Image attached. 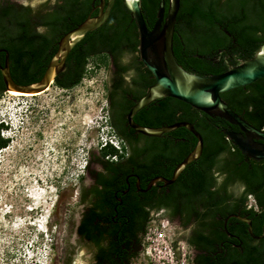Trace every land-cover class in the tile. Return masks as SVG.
I'll list each match as a JSON object with an SVG mask.
<instances>
[{"label": "flooded vegetation", "instance_id": "obj_1", "mask_svg": "<svg viewBox=\"0 0 264 264\" xmlns=\"http://www.w3.org/2000/svg\"><path fill=\"white\" fill-rule=\"evenodd\" d=\"M86 1L90 6L87 18L98 15L101 0ZM211 1L217 13V41L222 45L217 48H209L202 43L200 46L196 43L187 46L182 39L181 46L185 63L194 57L207 66L216 67L213 68L214 72L220 74L228 71L229 65L236 66L250 59L246 58V36L237 31L246 29V0ZM185 3V0H181L179 13ZM21 6L34 12L30 5ZM165 7L167 13L169 5L167 7L166 1ZM51 10L35 14L42 16ZM132 23L136 27L134 20ZM135 30L138 39L136 50L131 52L125 49L117 54L96 51L89 56L90 59L103 55L109 59L107 61L102 57L101 61L109 64L107 87L110 124L118 147L112 144L117 150L115 153L101 155L95 152L89 159L86 166L89 185L78 197L84 202V208L73 224L72 245L59 257L61 264H142L145 233L151 221H156L155 213L160 210L167 215L168 223L173 225V241H183L188 246L191 264H246V242L253 246L264 243V200L260 203L255 193L248 189L249 181L257 182L255 177L264 168V160L257 161L243 154L236 142L227 135V132L244 134L240 127L218 118L213 125L221 135L219 138L224 148L217 155L208 191L190 193L189 198L183 195L182 182L191 179L189 173L185 172L188 166L172 184H165L159 179H171L177 165L195 147L177 161L178 150L172 151L170 146L173 144L177 147L179 143L187 142V138L177 137L173 132L158 138L147 137L136 133L130 125L128 116L131 110L156 82L140 59L139 36L137 28ZM36 31L47 35L50 33L46 25L37 26ZM96 31L88 33L85 38ZM66 33L55 40L54 55ZM75 47L67 58L66 68L58 77L68 71V61ZM0 49L7 50L5 47ZM190 49H193L192 55L188 54ZM0 62L4 66L3 52L0 53ZM9 64L11 70L10 57ZM129 74V79L125 80L124 77ZM3 88L5 84L0 69V92ZM170 99L174 98L164 97L153 101L133 116V122L150 128L190 122L202 135L197 128L198 121H167ZM249 123L264 132V128ZM186 130L196 139L192 132ZM202 138L205 147L203 135ZM257 143L264 144V141L259 140ZM148 144L149 152L145 151ZM190 169L198 171L200 167ZM107 178L112 183L106 185ZM183 189L187 188L183 186ZM249 197L252 198L251 203ZM246 220L251 221V226ZM259 225L261 230L257 231Z\"/></svg>", "mask_w": 264, "mask_h": 264}, {"label": "rangeland", "instance_id": "obj_2", "mask_svg": "<svg viewBox=\"0 0 264 264\" xmlns=\"http://www.w3.org/2000/svg\"><path fill=\"white\" fill-rule=\"evenodd\" d=\"M5 1L30 5L35 13L59 2L0 3ZM102 57L109 60H88L82 81L71 89L53 83L29 97L0 93V116L16 119L0 131L8 140L0 149V264H61L59 257L72 245L73 224L84 208L79 193L90 181L89 159L103 155L105 141L118 146L110 124L109 64ZM154 218L159 225L168 222L161 210Z\"/></svg>", "mask_w": 264, "mask_h": 264}, {"label": "trees", "instance_id": "obj_3", "mask_svg": "<svg viewBox=\"0 0 264 264\" xmlns=\"http://www.w3.org/2000/svg\"><path fill=\"white\" fill-rule=\"evenodd\" d=\"M168 7L169 0H165ZM185 6L178 15L176 35L174 39V52L178 62L188 71H195L199 75L217 74L214 66H207L197 58L184 62L181 40L187 46L195 43L217 48L220 44L215 27L217 13L212 7L211 0H185ZM160 0H141L144 16L152 28L159 9ZM90 6L86 0H59L52 10L45 15L35 14L31 9L17 5L10 1L0 3V47H5L10 54L11 74L19 85H30L41 80L45 70L54 55L55 40L62 34L83 23L89 13ZM46 16L45 18H42ZM132 15L126 8L123 0H117L112 14L106 24L95 33L88 35L80 42L68 61V71L64 76L57 77L55 83L58 87L71 89L77 86L86 72L89 56L96 51H106L111 54L120 53L122 50L134 51L138 39ZM46 25L50 29L49 35L37 33L36 27ZM246 36V58H252L264 42V0H246V29L237 30ZM190 49L189 55H192ZM3 88L1 92H4ZM0 92V93H1ZM229 106L241 114L246 120L259 128H264V79L247 87H240L222 94ZM169 119L172 123L178 119L197 123V128L205 140L204 152L198 161L189 164L185 172L191 179L182 182V193L187 198L188 194L206 191L212 182V171L219 152L224 148L220 133L213 123L219 117H211L194 109L187 103L177 99H170ZM181 114L178 116V113ZM4 127L0 126V131ZM177 137H185L187 142H181L177 147L171 144V150H178L176 159L180 161L197 144L186 129L173 131ZM7 140L1 137L0 149L7 145ZM149 144L146 147L149 152ZM113 145L104 147L103 155L115 153ZM200 167V170L190 168ZM250 178V176H248ZM257 182L248 184V189L255 193L260 203L264 200V168L258 171ZM112 180L106 179L110 184ZM210 183V184H208ZM183 186L187 189H183ZM208 191V190H207ZM255 213V212H254ZM262 221V220H261ZM262 223V222H261ZM261 230V225L257 231ZM246 264H264V243L253 246L246 242Z\"/></svg>", "mask_w": 264, "mask_h": 264}, {"label": "water", "instance_id": "obj_4", "mask_svg": "<svg viewBox=\"0 0 264 264\" xmlns=\"http://www.w3.org/2000/svg\"><path fill=\"white\" fill-rule=\"evenodd\" d=\"M123 1L136 24L140 59L156 81L131 110L128 116L130 125L136 133L157 138L184 127L192 132L198 140L194 150L177 165L172 178L159 179L165 184L174 183L189 164L201 158L204 149L202 135L190 122H178L157 128L143 127L133 122L132 118L136 113L153 101L164 97L180 100L208 116L219 117L240 127L244 134L227 132L228 137L236 142L247 157L257 161L264 160V144L257 143L259 140L264 141V132L234 111L222 97L224 93L240 87H247L264 79V42L252 58L244 60L236 66L229 65L228 71L220 74L199 75L186 70L178 62L174 52V34L181 0H169L167 13L165 0H160L156 21L152 28L148 27L144 17L141 0ZM115 2L116 0H101L98 15L89 16L83 23L61 38L58 51L49 62L41 80L36 83L30 85L16 83L10 70L9 52L6 49H0V53H5V64L2 66L0 62V69L6 90L34 95L47 91L66 68L67 58L72 49L88 33L96 31L106 24ZM246 221L251 226V221ZM250 231L253 234L251 227Z\"/></svg>", "mask_w": 264, "mask_h": 264}, {"label": "built area", "instance_id": "obj_5", "mask_svg": "<svg viewBox=\"0 0 264 264\" xmlns=\"http://www.w3.org/2000/svg\"><path fill=\"white\" fill-rule=\"evenodd\" d=\"M105 141V145H107ZM111 144L118 147L114 141ZM151 221L144 237L142 264H191L190 253L185 242L173 241L168 222ZM179 253V254H178Z\"/></svg>", "mask_w": 264, "mask_h": 264}, {"label": "clouds", "instance_id": "obj_6", "mask_svg": "<svg viewBox=\"0 0 264 264\" xmlns=\"http://www.w3.org/2000/svg\"><path fill=\"white\" fill-rule=\"evenodd\" d=\"M130 75H131V74H129L128 76H125V77H124L125 80H128L129 77H130ZM10 116H11V117H10ZM5 118H7L9 122H7V120H6ZM15 121H16V119H15V116H14L13 114H11V115H8V114H7V115H5V114L2 115V114H1V116H0V126H1V125H3V126L6 125V127H10V126L12 127V126H13V123H15ZM3 128H4V127H2V130H3ZM107 143H108V144L105 145V146L112 145V144H111V141H107Z\"/></svg>", "mask_w": 264, "mask_h": 264}, {"label": "bare ground", "instance_id": "obj_7", "mask_svg": "<svg viewBox=\"0 0 264 264\" xmlns=\"http://www.w3.org/2000/svg\"><path fill=\"white\" fill-rule=\"evenodd\" d=\"M128 1H131V0H128ZM10 92V94L11 95H14V96H27V97H29V96H34V94H29V93H22V92H19V91H15V90H9ZM36 95V94H35ZM14 126V125H13ZM19 126V125H18Z\"/></svg>", "mask_w": 264, "mask_h": 264}]
</instances>
